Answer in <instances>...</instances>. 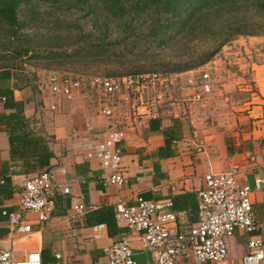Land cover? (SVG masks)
I'll list each match as a JSON object with an SVG mask.
<instances>
[{"label": "crops", "instance_id": "obj_1", "mask_svg": "<svg viewBox=\"0 0 264 264\" xmlns=\"http://www.w3.org/2000/svg\"><path fill=\"white\" fill-rule=\"evenodd\" d=\"M22 79L25 80L11 72L9 85L13 98L23 104L22 116L27 130L44 139L52 157L39 171L31 168L33 159H11L7 133L0 124V213L2 209H17L18 177H31L52 168L64 171V178L72 183V190L78 192L86 209L76 215L69 209L70 197L58 196L47 222L39 225L33 221V216H29L32 233L28 242L17 243L18 258L38 251L42 264H100L103 248L126 236L137 264H155L154 254L140 248L135 234L118 226L115 221L114 227L107 231V227L97 221V213L108 208L113 214L116 202L130 205L137 197L169 200L179 231L186 232L197 219L196 192L202 187L205 174L222 172L235 164L250 174L244 169L247 159L253 156L257 159L258 169L252 175L257 172L264 176V144L261 143L264 140V120L259 114L250 116V126L245 131L241 130L240 137L232 138L228 144L218 137H206L200 139L198 145L193 137L185 138L186 134L177 120L161 116L159 121L136 122L127 115V110H120V117L108 120L97 114V108L94 109L95 115H91L83 103L75 100L78 99L76 96L71 100H57L40 90L36 83L30 89ZM52 104L57 105L56 109H49ZM110 124L125 129L127 134L126 140L119 145L120 169L128 180L124 187H102L98 181L107 172L102 171L97 162L85 161L78 151L80 138L87 136L99 141ZM164 134L170 136L168 144ZM252 175L247 176L248 184L249 181L252 183ZM251 201L255 221L261 226L264 239V198L254 193ZM98 225L104 227L93 229ZM233 234L234 241L243 242L244 251L236 254L231 250L226 260L203 264H235L245 255L247 241L256 233L235 231ZM6 235L7 228L0 214V245L5 244Z\"/></svg>", "mask_w": 264, "mask_h": 264}, {"label": "built area", "instance_id": "obj_2", "mask_svg": "<svg viewBox=\"0 0 264 264\" xmlns=\"http://www.w3.org/2000/svg\"><path fill=\"white\" fill-rule=\"evenodd\" d=\"M181 74L188 77L182 87L173 86L171 79L154 73L89 79L52 72L38 87L57 100H71L88 83L94 90L97 114L103 118L114 120L121 114V108H126L127 115L136 122L159 121L162 112L170 115L171 109L168 107L185 102L200 104L213 89L214 84L206 70H189ZM186 90L188 92L184 94ZM172 94H184L188 98L176 99ZM56 107L52 104L49 109L54 110ZM126 137L125 129L110 124L102 132L99 141L87 136L78 140L81 157L85 161L97 162L100 169L107 172L98 181L102 187H124L128 184L120 169L119 149ZM245 165L244 170L250 171V174L243 171L244 167L235 164L225 171L209 172L203 176L202 187L196 192L197 219L186 232L179 231L169 200H144L137 197L130 205L118 201L113 206L114 221L137 236L140 248L154 254L155 264L224 261L227 258L224 238L235 231L256 233L247 241V253L235 264H264L262 228L255 221L251 201L254 193L264 198V176L257 172L252 175L258 169L256 157H249ZM249 175H252V188L248 184ZM64 177L61 168L45 169L31 177H18L17 209H2L0 213L7 228L5 244L0 245V264H42L38 251L28 252L22 258L16 257V245L30 239L32 228L29 216H33V221L39 225L47 222L56 197L69 196V209L76 215L85 211L80 195L72 190V183ZM103 227L98 225L93 229ZM102 252L100 264H137L126 236L103 248Z\"/></svg>", "mask_w": 264, "mask_h": 264}, {"label": "rangeland", "instance_id": "obj_3", "mask_svg": "<svg viewBox=\"0 0 264 264\" xmlns=\"http://www.w3.org/2000/svg\"><path fill=\"white\" fill-rule=\"evenodd\" d=\"M23 2L16 9L21 28L15 35L8 34L6 25L0 24V66H8L14 76L25 78L22 80L30 89L35 83L41 84L52 72L89 79L154 73L171 79L173 86L182 87L187 75L171 70L181 64L193 63L187 70H206L214 84L212 91L200 104L181 103L168 107L170 115L165 112L161 115L177 120L185 138L193 137L199 142L206 137H218L228 144L250 126V116L259 114L264 120V10L248 11L249 18L262 23L263 31L237 37L224 44L209 61L194 66L209 48L200 37H180L172 31V39L158 45L148 37L149 21L136 18L132 6L124 9L120 5L123 2ZM150 12L148 8L147 14ZM163 16L162 20L166 18ZM18 50L27 53L11 59ZM184 94H172V97L187 99ZM76 97V101L95 115L96 98L88 83ZM121 111L126 112V108ZM261 143L264 144V140ZM249 186L252 188L250 181ZM233 237L234 234L224 238L227 258L231 250L237 254L245 249L243 242L234 241Z\"/></svg>", "mask_w": 264, "mask_h": 264}, {"label": "trees", "instance_id": "obj_4", "mask_svg": "<svg viewBox=\"0 0 264 264\" xmlns=\"http://www.w3.org/2000/svg\"><path fill=\"white\" fill-rule=\"evenodd\" d=\"M113 4L123 2L120 5L132 6L135 17H143L149 21L148 37L158 45L165 44L171 38V32L175 35L192 36L204 41L209 46L200 60L194 66H201L209 61L219 49L226 43L241 36H253L258 34L264 26L249 18L248 11H263L264 0H103ZM23 0H0V24L7 27V33L15 35L20 30L21 24L16 17V9ZM24 3V2H23ZM250 4V7L248 5ZM113 6V5H112ZM150 9V14L148 13ZM125 9V8H124ZM255 14V13H254ZM166 18L162 20L161 17ZM148 19H146V18ZM262 24V25H261ZM263 31V29H262ZM200 42H203V41ZM81 50V49H80ZM27 51L18 50L11 59L20 58ZM178 65V64H177ZM191 64H181L172 68L171 72H186ZM138 74V73H135ZM169 74V73H164ZM133 75V74H129ZM11 69L8 66H0V99L3 112L0 113V124L5 128L9 143L11 159H33L32 169L41 170L48 164L52 157L43 138L35 136L27 130V124L22 116L23 104L13 98L12 88L9 85ZM167 144L170 136L164 134ZM97 221L107 227V231L114 227V218L111 211L101 209L97 213Z\"/></svg>", "mask_w": 264, "mask_h": 264}]
</instances>
